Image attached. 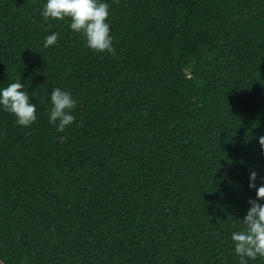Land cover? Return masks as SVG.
Masks as SVG:
<instances>
[{
    "label": "trees",
    "instance_id": "1",
    "mask_svg": "<svg viewBox=\"0 0 264 264\" xmlns=\"http://www.w3.org/2000/svg\"><path fill=\"white\" fill-rule=\"evenodd\" d=\"M46 2L0 0V90L19 80L37 109L23 127L0 106V264H239L264 182V0H103L114 56ZM57 87L77 100L64 132Z\"/></svg>",
    "mask_w": 264,
    "mask_h": 264
},
{
    "label": "clouds",
    "instance_id": "2",
    "mask_svg": "<svg viewBox=\"0 0 264 264\" xmlns=\"http://www.w3.org/2000/svg\"><path fill=\"white\" fill-rule=\"evenodd\" d=\"M41 15L45 21L70 18V28L83 34L88 48L96 52H108L113 56L116 54L108 22L110 5L103 0H47ZM57 39L58 33L48 35L44 47L54 45ZM23 89L24 84L19 80L8 84L0 90V106L16 117L18 125L28 127L36 121L37 109L31 102L28 92ZM51 105L49 122L56 125L58 132H64L66 127L76 122V117L72 113L77 106V100L73 98L71 92L59 87L53 89ZM259 143L264 148V135L259 137ZM257 176L256 171H251L249 187L256 188V198L248 201L251 207L242 219L244 227L232 233L239 264H249L250 259L264 257V203L259 202L264 200V182L257 188Z\"/></svg>",
    "mask_w": 264,
    "mask_h": 264
}]
</instances>
